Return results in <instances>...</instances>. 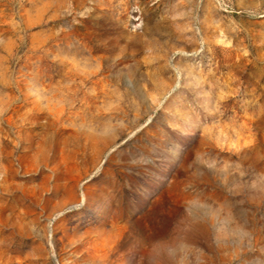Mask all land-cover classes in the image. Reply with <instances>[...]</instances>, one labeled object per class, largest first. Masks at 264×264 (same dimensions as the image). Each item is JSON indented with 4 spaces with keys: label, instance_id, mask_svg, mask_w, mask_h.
Returning <instances> with one entry per match:
<instances>
[{
    "label": "rangeland",
    "instance_id": "1",
    "mask_svg": "<svg viewBox=\"0 0 264 264\" xmlns=\"http://www.w3.org/2000/svg\"><path fill=\"white\" fill-rule=\"evenodd\" d=\"M0 264H264V0H0Z\"/></svg>",
    "mask_w": 264,
    "mask_h": 264
}]
</instances>
